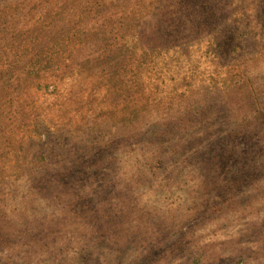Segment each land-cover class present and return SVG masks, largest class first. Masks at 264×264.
<instances>
[{
  "label": "rangeland",
  "instance_id": "374dc122",
  "mask_svg": "<svg viewBox=\"0 0 264 264\" xmlns=\"http://www.w3.org/2000/svg\"><path fill=\"white\" fill-rule=\"evenodd\" d=\"M0 264H264V0H0Z\"/></svg>",
  "mask_w": 264,
  "mask_h": 264
}]
</instances>
